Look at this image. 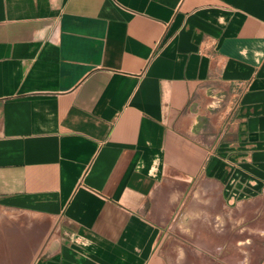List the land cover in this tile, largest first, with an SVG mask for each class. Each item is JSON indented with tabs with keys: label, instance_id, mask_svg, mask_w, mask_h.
I'll return each instance as SVG.
<instances>
[{
	"label": "crops",
	"instance_id": "0c3cea01",
	"mask_svg": "<svg viewBox=\"0 0 264 264\" xmlns=\"http://www.w3.org/2000/svg\"><path fill=\"white\" fill-rule=\"evenodd\" d=\"M0 241L264 264V0H0Z\"/></svg>",
	"mask_w": 264,
	"mask_h": 264
},
{
	"label": "rangeland",
	"instance_id": "374dc122",
	"mask_svg": "<svg viewBox=\"0 0 264 264\" xmlns=\"http://www.w3.org/2000/svg\"><path fill=\"white\" fill-rule=\"evenodd\" d=\"M3 242L0 241V264H25L28 262L30 255L34 253L26 250H6V245H4Z\"/></svg>",
	"mask_w": 264,
	"mask_h": 264
}]
</instances>
